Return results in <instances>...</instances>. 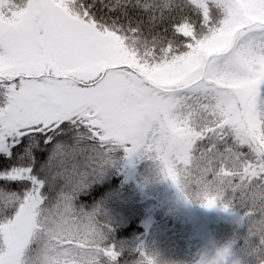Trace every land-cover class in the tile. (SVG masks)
I'll use <instances>...</instances> for the list:
<instances>
[{"label":"snow or ice","instance_id":"obj_1","mask_svg":"<svg viewBox=\"0 0 264 264\" xmlns=\"http://www.w3.org/2000/svg\"><path fill=\"white\" fill-rule=\"evenodd\" d=\"M121 152L264 252V0H0V264H121L78 203Z\"/></svg>","mask_w":264,"mask_h":264},{"label":"rangeland","instance_id":"obj_2","mask_svg":"<svg viewBox=\"0 0 264 264\" xmlns=\"http://www.w3.org/2000/svg\"><path fill=\"white\" fill-rule=\"evenodd\" d=\"M124 159L133 170L131 201L150 209L162 204L156 211L158 219L150 224L144 254L153 258L154 264H203L224 247L230 250L227 264H260L264 260V252L253 251L258 238L249 236L240 207L225 212L219 204L209 209L188 202L156 172L152 161L135 155L129 158L121 152L110 166H120ZM169 196L172 198L167 200Z\"/></svg>","mask_w":264,"mask_h":264},{"label":"trees","instance_id":"obj_3","mask_svg":"<svg viewBox=\"0 0 264 264\" xmlns=\"http://www.w3.org/2000/svg\"><path fill=\"white\" fill-rule=\"evenodd\" d=\"M132 177L133 170L124 159L120 166L107 168L104 177L89 189L92 195L82 194L78 198V203L86 210L100 205L101 220L108 226L109 242L125 253L121 264H136L143 259L141 253L145 254L150 241V224L158 219L156 211L162 206L159 203L150 209L132 202Z\"/></svg>","mask_w":264,"mask_h":264},{"label":"clouds","instance_id":"obj_4","mask_svg":"<svg viewBox=\"0 0 264 264\" xmlns=\"http://www.w3.org/2000/svg\"><path fill=\"white\" fill-rule=\"evenodd\" d=\"M151 259L152 260V264H154V260H153V258H151V257H149V256H147V255H145V261H144V264H147V259Z\"/></svg>","mask_w":264,"mask_h":264}]
</instances>
